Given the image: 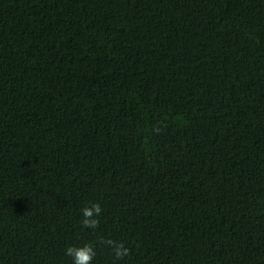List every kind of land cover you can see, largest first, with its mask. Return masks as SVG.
<instances>
[{"label": "trees", "instance_id": "16d2710c", "mask_svg": "<svg viewBox=\"0 0 264 264\" xmlns=\"http://www.w3.org/2000/svg\"><path fill=\"white\" fill-rule=\"evenodd\" d=\"M86 243L264 264V0H0V264Z\"/></svg>", "mask_w": 264, "mask_h": 264}, {"label": "clouds", "instance_id": "9594fccd", "mask_svg": "<svg viewBox=\"0 0 264 264\" xmlns=\"http://www.w3.org/2000/svg\"><path fill=\"white\" fill-rule=\"evenodd\" d=\"M101 214L102 208L98 202L84 206L81 208L82 226L86 229H96L99 226V217ZM101 243L112 249L116 260H121L130 253V250L121 241L106 239L101 241ZM65 254L72 258V264H92L93 258L96 256V251L92 244L86 243L83 246L67 247Z\"/></svg>", "mask_w": 264, "mask_h": 264}]
</instances>
